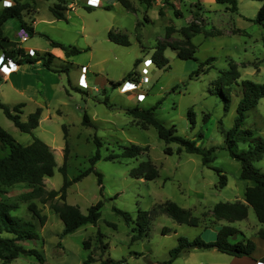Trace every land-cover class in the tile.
Instances as JSON below:
<instances>
[{
	"label": "rangeland",
	"instance_id": "374dc122",
	"mask_svg": "<svg viewBox=\"0 0 264 264\" xmlns=\"http://www.w3.org/2000/svg\"><path fill=\"white\" fill-rule=\"evenodd\" d=\"M20 1L30 4L28 12L38 9L40 18H49L42 20L38 27L52 39L66 45L90 47L91 50L83 49L70 57L64 52L63 56L55 55L52 61L55 69L47 73L36 69L28 73V69L26 72L19 70L18 78L27 83L24 92L0 76V101L4 99L6 101L3 102L11 106L24 102L22 120H27L38 106L43 107L40 124L32 133L21 131L1 108L0 125L23 144L38 136L50 145L58 166L53 176L44 179L47 189H59L63 184L64 176L59 167L64 162V125L68 133L67 175L70 179L92 166L90 159L99 148L102 157L94 167L102 175L103 188L98 174L91 172L68 188L67 202L78 205L84 213L99 200L103 201V206L97 223H89L62 236L64 222L51 206V201L43 203L37 198L21 199V194L33 189L32 184L4 186L7 192L0 195L18 204L12 215L19 219L20 225L36 232L35 238L21 243L26 248L38 249L46 261L42 263L34 255L20 254L8 263L0 259V264H86L90 254L94 260L88 264H102V260L107 258L125 260L124 264H163L171 257L170 251L178 244L180 236L189 239L201 236L207 241L216 239L218 230L226 222L213 223L212 216L206 212L221 201L244 200L246 187L252 183L240 177L241 162L230 155L226 138L235 123L242 97V80L264 83V25L254 20L262 1L238 0L239 9L233 12L228 4L216 0H202L200 3L198 0H181L182 13L176 15L172 0H161L162 3H171L164 5L171 7L163 13L160 12L163 7L156 3L148 5L144 0H131L136 11L120 4L119 7L96 12L83 10L82 4L78 3L81 0H73L77 1V11L70 13L68 21L53 19L49 6L58 0ZM2 5L0 0V14ZM28 15L26 8L23 11L25 20ZM192 20H196L200 27V31L191 36L196 46L194 57L182 58L175 49L167 47L165 53L170 63L167 67H158L152 61L158 42L183 38L180 29ZM20 23L14 17L3 26L4 34L17 47L32 44L41 53L59 50L53 48L44 35H30L28 41H21L18 33L24 27ZM108 25L115 32L126 33L131 44L120 45L106 38L104 26ZM168 26L176 29L170 38L165 36ZM209 57H214V60L209 62L211 65H204L205 69L209 67L208 71L191 76ZM137 58L141 61L135 68ZM147 60H150L148 65ZM84 64L89 66L88 87H82L78 82ZM232 66H237L241 76L232 84L224 85L231 88V104L226 110L221 95L211 93L210 88L213 80ZM143 68L147 69L150 77L149 82L139 87L146 95L143 101L122 92L120 86L112 85L111 81L126 78L134 70L141 72ZM14 81L18 84L17 77ZM156 104L154 111L159 120L167 127L175 125L177 134L194 139L201 148L216 147L215 158L204 164L201 154L184 149L178 151L176 142L170 143L172 153L165 152L166 142L159 136L157 128L154 125L143 128L137 118L127 113V108L135 105L151 108ZM191 110L194 115L190 114ZM85 112L91 117L90 125L82 122ZM242 127L252 129L254 136L264 137V97L248 111ZM96 136L102 140L101 146L95 142ZM132 143L148 149L137 157L105 158L110 154H121L124 145ZM246 148L248 143H237L238 150ZM8 152L9 149L0 142V156ZM148 159L156 164L159 175L150 180L133 176L132 169L140 161ZM251 163L255 169L264 172V153ZM219 173L227 176V184L223 187L219 186ZM57 200L61 202V199ZM167 200L191 209L201 218V223L196 226L178 223L166 212H161L158 207ZM33 201L47 215L44 224L28 208ZM114 207L129 212L132 220L126 221ZM155 208L157 210L153 213ZM140 210L150 212L149 221L142 237L133 239L140 229ZM231 224L239 229L231 237L232 241L251 238L256 242L259 230L264 228V223L258 220L251 206L245 219ZM164 227L168 228L167 233H163ZM98 232L102 234L101 241ZM87 240L90 247L85 246ZM259 247L261 251L260 244ZM186 249L172 264L250 263L237 259L232 261L235 256L217 249L192 248L191 252H185Z\"/></svg>",
	"mask_w": 264,
	"mask_h": 264
},
{
	"label": "trees",
	"instance_id": "16d2710c",
	"mask_svg": "<svg viewBox=\"0 0 264 264\" xmlns=\"http://www.w3.org/2000/svg\"><path fill=\"white\" fill-rule=\"evenodd\" d=\"M121 5L126 9L136 11L135 6L131 0H118ZM148 5L154 3L155 0H144ZM219 3L228 4L229 8L233 12H237L239 9L238 0H216ZM262 5L258 9L257 15L254 20L264 25V0ZM200 3V2H199ZM173 5V2H172ZM89 6V5H88ZM30 7V4L21 2L20 0H15L12 6L3 7L0 14V52H5L7 58L14 60L18 64L24 62L36 63L42 60L43 65L49 69H55L52 65L53 58L55 55L52 52L39 53L36 51V56H32L24 51L23 48L17 47L13 44L3 32V26L6 21L10 18H18L21 22V27L26 28L30 35L36 33L34 27L27 22L23 17V11ZM68 9L67 0H59L56 4L51 6V10L56 18L67 19L65 11ZM175 14L181 15L180 8H175ZM163 13V9H160ZM195 18V17H194ZM145 19L149 21L146 16ZM196 20H192L188 26L182 27L180 31L183 34V38L175 39L173 41H159L154 52L152 54V61L160 68L167 67L170 63L169 57L166 55L165 51L167 47H172L177 51L178 56L182 58H192L196 52V46L191 40L193 33L199 32L200 27ZM176 31L173 26H168L166 30V38L172 37V33ZM209 33V32H208ZM41 35L46 36L50 44L53 47H60L65 51L67 56L72 54L80 53L83 49L75 45H66L55 39H52L49 35L41 33ZM108 37L111 41L121 44L130 45L131 41L126 33H119L110 30ZM214 60V57H209L205 62H202L197 70H195L192 75H199L201 72H207L204 65L210 64ZM141 59L137 58L134 63L136 68L140 63ZM209 65V66H210ZM241 76L240 71L237 66H232L230 70L224 71L220 76L215 78L212 82V87L210 88L211 93H216L221 95L224 100V108L229 109L231 104V88H225V84H232L233 81ZM128 77V78H127ZM127 77L118 80L111 81L113 86L121 85L128 79L139 80L140 72L134 70L130 72ZM264 97V83L254 81L252 79L242 80V97L239 100L237 106V115L235 118L234 125L227 132V148L229 149L230 155L236 160L241 162V173L240 177L243 179L250 180L252 183L248 185L245 190L244 200H234V201H221L214 205L209 212L212 216V222L225 221L220 229L218 230L217 237L214 240H205L201 236H197L194 239H189L185 236L179 237L178 244L173 247L170 251L171 257L165 261L163 264H172V262L181 255L185 248H199V249H211L215 248L220 252L227 253L229 255L242 257V256H252L256 250L257 244L251 238H243L236 241H232L231 237H234L239 229L233 226L231 223L245 219L249 214V207L251 206L260 222L264 223V172L259 169H255L252 166L251 161L255 158H259L264 153V137L254 136L253 130L250 128H243V123L247 118V113L250 109L256 107L261 98ZM161 100L158 102L160 103ZM158 104L151 108H143L139 105L127 108V113L131 114L134 118H137L143 128H147L150 125H154L159 136L166 142L165 152L172 153L173 148L170 146L171 142H176L179 144L178 151L183 149L190 153H199L202 155V161L204 164H208L215 158L216 147L201 148L197 141L177 134V129L175 125L167 127L161 120L156 117L155 108ZM24 102H20L11 106L7 103L0 101V108L6 114V116L11 119L15 125L23 132L32 133L33 130L39 126L43 108L38 106L35 111L31 112L27 120H22L21 113L23 112ZM191 115L194 112L190 111ZM193 123H195L194 117H192ZM83 124L90 125L91 117L85 112L83 116ZM64 127V138H65V153L64 162L62 166L59 167L60 171L63 173L64 179L63 184L59 189H47L44 183V179L47 176H53L55 173V168L58 166L54 151L48 143L38 136H34L33 140L28 144H23L19 142L9 131L0 125V142L4 147L9 149V152L3 156H0V194L6 193L7 189L4 186L9 187L17 183H28L32 184L34 187L30 191H26L21 194V199L27 201L31 198H37L43 203L51 201V206L59 214L60 218L64 222V228L62 231V236L73 233L77 231L84 225L89 223H97L101 216V208L103 206V201L99 200L96 204L91 205L88 208L87 213H84L78 205L70 204L67 202L68 188L76 181H79L91 172H96L98 174L99 184L101 188L102 185V175L96 171L94 165L97 160H99L102 155L99 148L96 153L91 157L92 166L88 167L77 176L70 179L67 175V159L69 152L68 144V133ZM95 142L98 146L102 145V140L95 137ZM245 142L248 143V148L238 150L237 143ZM148 147L141 146L135 143L130 145H124V149L121 154H110L105 156L106 159H113L117 156L122 157H137ZM220 171L218 168H216ZM131 174L136 177H143L145 179H154L159 175V169L152 162L151 159L140 161L139 164L132 169ZM220 181L219 186L223 187L227 184V176L223 173H219ZM61 199V202L59 200ZM18 207L17 203L10 202L6 198L0 195V259L8 263L20 254L34 255L40 262H45V256L36 248H26L21 241L28 239H33L36 237V232L30 230L27 226L20 225L19 219L12 215V211ZM28 208L40 219L41 224H44L47 220V215L42 213V209L37 205L36 202L29 203ZM117 213L121 214L126 221L132 220L129 212L115 208ZM158 209L161 212H166L178 223H185L189 225H198L201 223V218L194 215L191 209L184 208L178 203L167 200L166 202L159 205ZM155 208L153 210L156 211ZM150 212L146 210L139 211V233L133 236V239L141 238L148 223V217ZM168 228L164 227L163 233H167ZM259 235L264 237V228L259 230ZM101 232H98L99 241L102 240ZM85 246L90 247V241H85ZM94 260L92 254H90L85 263L88 264ZM125 260H115L113 258H107L102 260V264H121Z\"/></svg>",
	"mask_w": 264,
	"mask_h": 264
},
{
	"label": "crops",
	"instance_id": "0c3cea01",
	"mask_svg": "<svg viewBox=\"0 0 264 264\" xmlns=\"http://www.w3.org/2000/svg\"><path fill=\"white\" fill-rule=\"evenodd\" d=\"M171 1V0H170ZM173 1V0H172ZM177 1H181V0H177ZM199 2L200 1H202V0H198ZM57 2H59V0L57 1ZM57 2H55V3H53L52 5H54V4H56ZM100 2H101V4L102 5H100V6H88V4H87V0H81V1H78V3L79 4H82V9L84 10H86V11H89V12H96V11H99L100 9H103V10H110L111 9V7L112 6H116V7H119V5L121 4L118 0H100ZM69 3V4H68ZM154 3H156L157 5H160L161 7H163L162 9H163V11H165L168 7H171V6H164V5H170L171 3L170 2H168L167 4L165 3V2H161V0H156V1H154ZM52 5H50L49 6V8H50V11H51V13H52V15L54 16V18L53 19H55L56 17H55V15L53 14V12H52V10H51V6ZM67 6H68V9L65 11V14H66V17H67V19H59V20H66V21H68V19H69V17H70V13H72V12H76L77 11V1H69V0H67ZM2 7H4L3 5H2ZM3 9V8H2ZM2 11V10H1ZM30 13V14H29ZM35 13H36V15H35ZM29 14V15H28ZM27 22L29 23V24H31L33 27H34V29H35V31H36V35H41V33H45V31L43 30V29H41L40 27H38V24L42 21V20H49V18H40V16H39V11H38V9L36 10V9H34L33 11H30V12H28V10H27ZM36 16V17H35ZM24 17V16H23ZM25 19V18H24ZM56 19H58V18H56ZM9 20V19H8ZM52 20V19H51ZM7 22V21H6ZM20 25H21V23H20ZM112 28V26H110V25H108V26H104V32H105V34H106V38H108L109 39V37H108V33H109V31L110 30H113V29H111ZM116 31H118V32H121V31H119V30H116ZM46 34V33H45ZM5 35V34H4ZM48 35V34H47ZM6 36V35H5ZM30 36V35H29ZM33 36V35H32ZM110 40V39H109ZM28 41V40H27ZM111 41V40H110ZM113 42V41H112ZM118 44V43H117ZM121 45V44H120ZM27 46L28 47H30V48H33V49H35L37 52H39V49L36 47V46H34V45H32V44H27ZM53 47V46H52ZM53 48H58L59 50L58 51H54L53 49H52V53L54 54V55H57V56H63L64 54H65V51L63 50V49H61L60 47H53ZM81 48V47H80ZM60 49H61V51H60ZM82 49H84V50H87V49H90V47H88V48H82ZM91 50V49H90ZM63 52H64V54H63ZM39 53H41V52H39ZM66 55V54H65ZM67 57H70V56H67ZM29 65V66H28ZM26 66H28L29 68H27ZM82 66H86L87 67V65H82ZM21 69H23L24 70V72H26V70H27V73L30 71V70H34V69H36V70H38V72H40V73H47V72H50V70L51 69H49V68H47V67H45L44 65H43V62H40V61H37L36 63H27V62H24V63H22V64H17V68H16V70H14V71H12V72H10L9 74H7L5 77H4V79L5 80H9L10 81V83H11V85H13L14 86V88H16V89H21V91L22 92H24V91H26L27 90V83H26V81L24 80V79H21L22 81H20V78H18V76H17V72L19 71V70H21ZM89 71V66L87 67V72ZM86 76H88L87 75V73H86ZM17 77V81H18V84H16L15 83V81H14V79ZM14 82V83H13ZM31 85H34L33 83L31 84ZM40 91V90H39ZM0 95H1V91H0ZM3 101H6V100H2V102ZM20 103V102H19ZM24 108V107H23ZM43 108V107H42ZM43 112V111H42ZM214 240V239H213ZM256 243H257V249L254 251V253L252 254V256H242V257H237V256H235L234 258H232V261L234 260V259H237V260H239V261H250V263L249 264H257V262L258 261H262V262H264V237H261V236H259L258 238H256ZM259 244L261 245V251H259L260 250V247H259ZM259 247V248H258ZM211 249H215V248H211ZM187 250V251H186ZM185 250V252H191V250H192V248H188V249H186ZM182 253H184V251H182ZM223 253V252H222Z\"/></svg>",
	"mask_w": 264,
	"mask_h": 264
},
{
	"label": "built area",
	"instance_id": "2783aa9c",
	"mask_svg": "<svg viewBox=\"0 0 264 264\" xmlns=\"http://www.w3.org/2000/svg\"><path fill=\"white\" fill-rule=\"evenodd\" d=\"M15 3V0H2V4L4 7L6 6H12ZM87 4L89 6H100L102 5L100 0H87ZM173 4L175 7L180 8V2L177 0H173ZM19 36L21 38V41H27L29 38V31L26 28H22L19 31ZM17 46V45H16ZM24 49V51L30 55H36V50L33 48H30L28 46L21 47ZM150 60H147L146 65H148ZM17 64L14 60L7 58L5 55V52H0V76L5 77L10 72L16 70ZM87 73V67L82 66V71L79 77V85L82 87H88V76H86ZM150 81V77L148 75L147 69L143 68L140 72V78L139 80L136 79H128L125 82H123L120 86V90L122 92L128 93L132 97H136L137 101L141 102L145 99L146 95L143 91L139 89V87L143 83H147ZM124 264V263H122ZM257 264H264L262 261H258Z\"/></svg>",
	"mask_w": 264,
	"mask_h": 264
}]
</instances>
